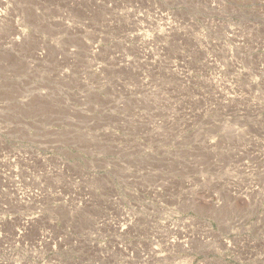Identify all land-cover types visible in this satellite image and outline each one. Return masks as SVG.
Instances as JSON below:
<instances>
[{
  "label": "rangeland",
  "instance_id": "rangeland-1",
  "mask_svg": "<svg viewBox=\"0 0 264 264\" xmlns=\"http://www.w3.org/2000/svg\"><path fill=\"white\" fill-rule=\"evenodd\" d=\"M0 264H264V0H0Z\"/></svg>",
  "mask_w": 264,
  "mask_h": 264
}]
</instances>
